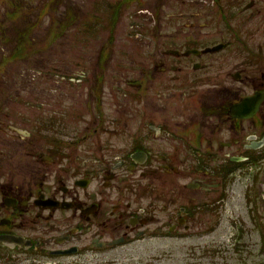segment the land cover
<instances>
[{
    "label": "flooded vegetation",
    "instance_id": "flooded-vegetation-1",
    "mask_svg": "<svg viewBox=\"0 0 264 264\" xmlns=\"http://www.w3.org/2000/svg\"><path fill=\"white\" fill-rule=\"evenodd\" d=\"M72 1L44 3L52 24L40 39L31 4L6 14L21 29L11 61L56 49L0 98V236L31 244L0 248L81 254L188 233L220 205L229 175L264 153V0H181L165 31L141 10L120 66L99 32L139 0L97 2L93 18ZM80 22L75 54L68 29Z\"/></svg>",
    "mask_w": 264,
    "mask_h": 264
},
{
    "label": "rangeland",
    "instance_id": "rangeland-1",
    "mask_svg": "<svg viewBox=\"0 0 264 264\" xmlns=\"http://www.w3.org/2000/svg\"><path fill=\"white\" fill-rule=\"evenodd\" d=\"M28 1L0 0V98L8 97V94L5 96L3 94L4 88L7 86L5 83L17 82L21 74V80L27 82L36 73L33 68L31 70L29 68L32 59L35 58V61L36 59L38 61L47 59L49 55L54 54L56 49L53 48L50 53H48L49 50L32 54L23 51L22 57L25 59L11 61L16 50L13 48L14 36L18 35L16 27L18 26L17 31H21L19 21L18 23H12L9 19L12 18L11 15L6 18L8 10L12 9L13 11V4L23 2V6L24 3L25 5H32V10L29 15H26L31 18L29 21L37 19L39 23L37 30L31 33L35 37L37 36L36 39H40L41 35L48 33V27L52 24L47 19L49 17L45 13L46 9H41V7H44V3L51 2V0ZM100 1L102 4L106 1L103 5V9H105L115 5L114 3L119 0H74L75 4L84 10L85 18L88 16L95 17L90 10ZM180 1L139 0L138 3L137 1L131 2L129 7V4L121 7L120 17L113 26L105 25L106 20L109 19V15H107V19L102 25V31L99 32L102 35L101 47L106 44L105 41L110 37L112 51H115V60L117 65L120 66L121 53H126L128 46L133 47L138 43L132 35L137 34V25L144 20L141 17V10H144L143 15L150 19L149 23H152V17H155L157 21L160 19L163 25L162 29L165 31L166 24L171 21L170 18L175 13V4ZM70 2L73 1L70 0ZM22 12L26 13V10L24 9ZM19 17L16 18L19 19ZM112 27L113 31L111 30ZM93 29L92 34L97 32L96 19ZM68 30L71 34L78 35L71 37L69 42V46L73 47L76 54L78 45H80L78 39L80 38V31H82V22L69 27ZM10 40L13 41L9 43ZM94 41H96L94 38L90 42L89 40L84 41L81 52L86 49L87 44L90 46L88 49H91ZM53 44L57 45L56 42ZM63 44L65 43L63 42ZM47 48L45 46L43 49ZM66 49H68V46L64 47L63 51ZM129 51H134V49ZM60 75L55 78L56 81L53 84L54 94L56 88V95H54V105L52 106L54 110L56 109L59 112L64 110L62 99H64L65 86V84L60 83ZM71 103L72 101L69 100V104ZM12 110H7V113H11ZM71 125L70 129H77V119L72 120ZM263 221L264 153H262L256 165L237 169L229 175L226 195L220 205L210 215L200 216L188 233L175 236L150 235L109 251H86L81 254L61 257H54L42 251L35 254L5 249L3 253L0 252V264H264V251L262 250L261 240Z\"/></svg>",
    "mask_w": 264,
    "mask_h": 264
},
{
    "label": "water",
    "instance_id": "water-1",
    "mask_svg": "<svg viewBox=\"0 0 264 264\" xmlns=\"http://www.w3.org/2000/svg\"><path fill=\"white\" fill-rule=\"evenodd\" d=\"M0 242L3 243L4 245L8 246V247L19 246V247L28 248V246L31 245L27 241H25L24 239L17 238L14 236H0ZM74 252H75V250L56 251V252H53L52 254L53 255H65V254H72Z\"/></svg>",
    "mask_w": 264,
    "mask_h": 264
},
{
    "label": "trees",
    "instance_id": "trees-1",
    "mask_svg": "<svg viewBox=\"0 0 264 264\" xmlns=\"http://www.w3.org/2000/svg\"><path fill=\"white\" fill-rule=\"evenodd\" d=\"M262 232H261V240H262V250L264 251V221H263V224H262ZM0 252H4L3 249H0ZM5 254V253H4ZM36 254V253H35ZM32 264H36V263H32Z\"/></svg>",
    "mask_w": 264,
    "mask_h": 264
}]
</instances>
